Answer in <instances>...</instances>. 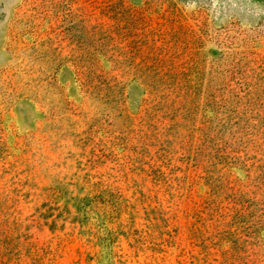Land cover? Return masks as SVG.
Listing matches in <instances>:
<instances>
[{"label": "rangeland", "instance_id": "rangeland-1", "mask_svg": "<svg viewBox=\"0 0 264 264\" xmlns=\"http://www.w3.org/2000/svg\"><path fill=\"white\" fill-rule=\"evenodd\" d=\"M0 264H264V0H0Z\"/></svg>", "mask_w": 264, "mask_h": 264}]
</instances>
